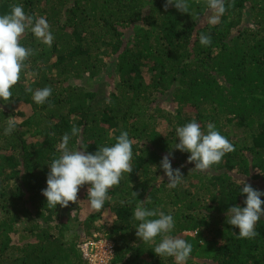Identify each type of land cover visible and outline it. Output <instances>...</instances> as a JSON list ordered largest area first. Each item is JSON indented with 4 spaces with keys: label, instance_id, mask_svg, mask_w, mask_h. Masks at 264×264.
<instances>
[{
    "label": "trees",
    "instance_id": "1",
    "mask_svg": "<svg viewBox=\"0 0 264 264\" xmlns=\"http://www.w3.org/2000/svg\"><path fill=\"white\" fill-rule=\"evenodd\" d=\"M165 2L0 0V15L22 5L46 18L54 37L47 46L24 34L34 55L12 98L0 100V264H88L79 245L99 235L114 243L110 264H176L154 253L159 237L145 244L136 236L138 204L173 216L170 235L192 245L187 264H264V217L251 240L226 223L230 207L246 206L245 181L264 192V0H225L215 25L207 0H188L183 14ZM45 87L52 95L36 104L26 89ZM9 119L15 129L6 135ZM193 119L204 131L213 123L235 148L208 172L174 149L176 128ZM123 131L134 141L133 173L104 207L91 208L86 184L77 203L49 208L42 190L63 135L69 149L95 153ZM169 151L185 176L176 188L159 167Z\"/></svg>",
    "mask_w": 264,
    "mask_h": 264
},
{
    "label": "clouds",
    "instance_id": "2",
    "mask_svg": "<svg viewBox=\"0 0 264 264\" xmlns=\"http://www.w3.org/2000/svg\"><path fill=\"white\" fill-rule=\"evenodd\" d=\"M207 6L211 13L209 22L212 25L219 23L220 17L227 11L225 0H207ZM169 7H175L182 14L189 13L188 0H166L165 11ZM29 30L43 44L52 45L54 37L46 18L34 19L26 15L22 5H12L9 13L0 15V100L2 101L12 98L11 89L19 82L21 73L27 66L26 61L34 55L33 49L20 43ZM199 42L202 46H210V35L201 34ZM26 90L32 93L33 101L40 105L52 95L50 87L37 89L34 92L31 88ZM14 129L15 122L9 119L5 134H11ZM206 129V131L202 130L201 125L193 119L175 130L179 143L175 144L174 149L190 153L187 163H194L195 167L192 170L199 172L210 171L213 165L222 162L226 154L235 151L231 141L222 135L213 123L209 122ZM80 133L81 129L73 125L71 136H78ZM111 135L110 132L109 136ZM70 139L69 134L63 135L62 142L58 145L61 154L48 166L50 171L47 175V187L42 190V195L46 197V205L49 208H56L57 205L68 207L70 202L77 203L80 188L87 184L90 206L93 210L100 211L109 199L110 189L119 185L125 173H133L134 141L129 138L127 131H123L115 138L114 145L98 147V151L91 153L83 147L76 150L69 149ZM172 156V151L164 155L159 167L167 176L168 187L176 188L184 182L185 176L179 168L173 169L170 159ZM241 193L246 195L244 200L246 206L230 207L226 212V223L239 229L238 238L251 240L259 235L256 225L264 217V200L261 199L264 192L254 189L245 181ZM137 195L133 191V196ZM142 202H150V197ZM134 218L139 221L135 226L137 229L135 234L143 243L152 244L157 237L160 238L153 249L157 256L172 257L176 264H187L191 257L192 245L181 237L170 235L175 227L171 214L149 210L138 204L134 210Z\"/></svg>",
    "mask_w": 264,
    "mask_h": 264
},
{
    "label": "built area",
    "instance_id": "3",
    "mask_svg": "<svg viewBox=\"0 0 264 264\" xmlns=\"http://www.w3.org/2000/svg\"><path fill=\"white\" fill-rule=\"evenodd\" d=\"M103 242V240H100V237L95 236V239L86 241L79 245L82 256L88 264H108L106 259H108L111 253H114V249L111 245L110 251H106L103 257L98 258V255L102 250L100 246L104 244ZM105 244H107V242Z\"/></svg>",
    "mask_w": 264,
    "mask_h": 264
},
{
    "label": "rangeland",
    "instance_id": "4",
    "mask_svg": "<svg viewBox=\"0 0 264 264\" xmlns=\"http://www.w3.org/2000/svg\"><path fill=\"white\" fill-rule=\"evenodd\" d=\"M246 22H248L247 20L246 21H244V23H246ZM104 74H106V73H103V75ZM101 78H103L104 79V77H101ZM101 78H98V79H96V81L98 82V81H101ZM167 98H165V96L163 97V99H162V101L163 100H166ZM99 237H100V240H103L104 242V244L102 245V246H100V248L102 249L101 250V253L98 255V258H100V257H103L104 255H105V252L106 251H110V249H111V245H112V247H113V242H112V240L111 239H104L105 237H103L102 235H99ZM102 237V238H101ZM107 242V244H105ZM112 258H113V253H111L110 255H109V257H108V259H106V261H107V263L108 264H110V262H111V260H112Z\"/></svg>",
    "mask_w": 264,
    "mask_h": 264
}]
</instances>
